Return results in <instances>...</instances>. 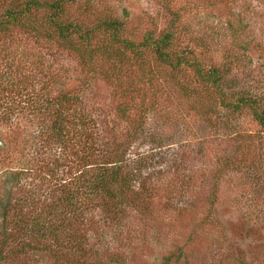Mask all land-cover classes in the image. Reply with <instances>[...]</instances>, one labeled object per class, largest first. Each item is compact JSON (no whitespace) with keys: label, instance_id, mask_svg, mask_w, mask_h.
<instances>
[{"label":"rangeland","instance_id":"374dc122","mask_svg":"<svg viewBox=\"0 0 264 264\" xmlns=\"http://www.w3.org/2000/svg\"><path fill=\"white\" fill-rule=\"evenodd\" d=\"M87 1L98 13L112 12L126 18L130 31L138 30L140 35L153 28V21L159 17L158 10L168 1L173 11L182 16L179 27L182 48L188 45V49H194L203 58L202 53L207 51L201 44L204 39L208 50L214 54L208 53L214 62H221L226 47L242 51V42L248 43L249 48L255 43L263 47L264 43V0ZM162 24L160 20L161 28ZM14 48L23 51L19 52L22 56L13 51ZM32 52L35 59H39L35 65L37 69L31 66L30 60L26 66L22 62L24 54ZM243 54L247 60L250 56L254 60L250 65V78L255 80L251 81V87L264 93V53L243 50ZM203 60L206 63V59ZM79 66V61L67 52L55 46L45 49L40 42L25 35L0 38V196L4 194L5 174L17 171L22 177L17 186L14 183L15 197L25 201L35 195V200L43 202L51 190L43 178L46 173L43 167L48 165L49 159L69 162L70 167H74L79 159L76 156H82L76 152H82L83 145L74 138V130L68 129L70 135L63 145L56 141L57 136L51 135L54 132L51 117L35 103L39 81L43 79L39 74L41 70L44 75L50 70V75L64 82ZM236 73L244 77L243 73ZM45 80L55 82L51 76ZM182 80L180 77L178 82ZM77 86L72 83L69 89H75L77 94ZM34 88L37 89L35 93ZM100 89L103 100L98 104L108 112L97 115L96 131L108 138V142L121 141L125 135L124 125L121 129V121L112 115L105 101L112 97L111 90L102 82ZM150 94L144 101L145 106L150 105L148 101L156 102L148 125L154 133L156 154L154 166L144 178L156 193L148 202V210L127 209L121 223L107 220L101 209L89 206L83 230L91 252L96 248L100 252L108 250L102 258L114 257L116 261L106 264H264V132L261 127L248 113L237 118L231 126L226 120L225 123L209 122L198 100L185 97L176 82L163 84L154 97ZM211 104L216 106L218 113L224 114L215 100ZM164 110L173 116L171 124L152 118L157 111L163 114ZM237 129L242 132L243 140L238 141L242 144V156L248 159V165L259 164V170L228 173L231 175L226 174L219 183H213L221 156L230 157L238 150L233 137ZM143 148L148 149V144ZM57 179L64 177L60 174ZM212 190L218 196L214 206L204 199ZM42 205L45 209V204ZM24 206L23 214L30 216L33 206ZM6 224L0 212V241ZM7 228V232L12 230ZM181 253L184 256L178 257ZM231 253L230 260L218 262L221 254ZM19 263L54 264L45 251L22 254L16 264Z\"/></svg>","mask_w":264,"mask_h":264},{"label":"trees","instance_id":"16d2710c","mask_svg":"<svg viewBox=\"0 0 264 264\" xmlns=\"http://www.w3.org/2000/svg\"><path fill=\"white\" fill-rule=\"evenodd\" d=\"M158 11L159 17L153 21V28L140 35L138 30L130 31L126 18L112 12L98 13L87 0H0V38L22 34L40 42L45 49L55 46L79 61V68L64 82L50 75V70L45 75L41 70L39 74L44 80L39 81L35 103L51 117L54 131L51 135L57 136L56 141L63 145L70 135L68 129H73L74 138L83 145L82 152L76 151L82 156H76L79 159L74 167L59 159L56 162L49 159L48 165L43 167L46 172L43 178L51 189L43 202L35 200V195L25 201L15 197L14 186L18 185L22 173L10 171L5 174L0 212L7 224L0 241V264H16L22 254L32 251H45L54 264L116 261L114 257L102 258L108 250L100 252L96 248L91 252L83 230L88 219L85 214L89 206L97 207L107 220L121 223L127 209L148 210V202L156 193L144 178L153 168L156 154L154 133L148 126L156 102L148 101L150 105L145 106L144 97L148 93L152 97L157 95L163 84H179L185 97L198 100L202 114L209 122L225 123L226 120L231 126L237 118L248 113L264 132V93L251 87V81L255 80L250 78V65L254 60L251 56L247 60L243 54V50L264 53V43L263 47L255 43L249 48L248 43L242 42V51L226 47L221 62H214L208 53L214 54L210 53L204 39L201 44L207 51L202 53L203 58L194 49H188V45L182 48V31L179 29L182 16L173 11L170 2ZM160 20L163 21L162 28ZM13 51L23 52L18 48ZM35 56L33 52L24 54L23 65L30 60L31 66L36 68L39 59ZM50 76L55 82L45 80ZM180 77L182 82H178ZM101 82L112 93L110 99L105 98L110 112L121 121L120 127L124 125L125 135L121 141L108 142V138L101 137L96 131L97 115L108 112L98 104L103 100ZM72 83L78 85L77 94L75 89H69ZM33 90L34 93L37 91L36 88ZM212 100L224 114L218 113ZM1 108L0 105V119ZM163 112L157 111L152 118L171 124L173 116ZM241 133L239 129L234 132L238 150L230 157L221 156L213 183H219L228 173L259 170V164L248 165V159L241 154L242 144H238L243 140ZM145 144L148 149L143 148ZM60 174L64 179H57ZM204 199L214 206L218 196L212 190ZM27 204L33 206L30 216L22 212V207ZM7 227L12 230L7 232ZM221 255L218 262L229 259L233 253ZM181 256L184 254L178 255ZM170 259L166 258V262Z\"/></svg>","mask_w":264,"mask_h":264}]
</instances>
